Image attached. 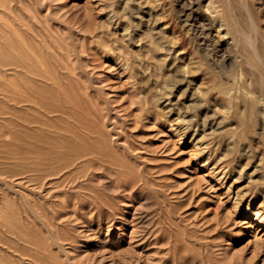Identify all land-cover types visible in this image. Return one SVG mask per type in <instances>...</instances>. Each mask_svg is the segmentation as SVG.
Listing matches in <instances>:
<instances>
[{
    "label": "rangeland",
    "instance_id": "obj_1",
    "mask_svg": "<svg viewBox=\"0 0 264 264\" xmlns=\"http://www.w3.org/2000/svg\"><path fill=\"white\" fill-rule=\"evenodd\" d=\"M249 39L264 0H0V264H264Z\"/></svg>",
    "mask_w": 264,
    "mask_h": 264
},
{
    "label": "bare ground",
    "instance_id": "obj_2",
    "mask_svg": "<svg viewBox=\"0 0 264 264\" xmlns=\"http://www.w3.org/2000/svg\"><path fill=\"white\" fill-rule=\"evenodd\" d=\"M245 4V3H244ZM247 11H248V6H246V8H245ZM248 14H250L249 12H248ZM2 17V16H1ZM3 19V18H2ZM250 20H251V25H253L252 23V19L250 18ZM9 24V23H8ZM14 27V26H13ZM256 29V28H255ZM255 33V32H254ZM20 36V35H19ZM44 36V35H43ZM251 39V38H250ZM249 39V40H250ZM253 41V40H252ZM252 41L250 40V42H249V45L251 46V48H253V52L255 53V56H257L258 57V59H260V57L261 56H259V54H258V52H259V50H258V52L257 51H255L256 49H255V47L256 46H254L255 44H253L252 43ZM255 41H256V39H255ZM19 42V41H18ZM25 42V41H24ZM254 42V41H253ZM22 43V42H21ZM44 43V42H43ZM261 49V48H260ZM261 54V53H260ZM260 61H261V63L263 64V67H264V63L262 62V60L260 59ZM73 65V64H72ZM67 67V66H66ZM38 70V69H37ZM59 77V76H58ZM61 77V76H60ZM13 79H15V78H13ZM22 79V78H21ZM23 80V79H22ZM15 81H16V79H15ZM24 81V80H23ZM45 89V88H44ZM55 89V88H54ZM56 90V89H55ZM44 91V90H43ZM49 92V91H48ZM23 95V94H22ZM9 96V95H8ZM24 96V95H23ZM22 97V96H21ZM25 97V96H24ZM28 97V96H27ZM25 99V98H24ZM36 99V98H35ZM80 100V99H79ZM32 101V100H31ZM81 101V100H80ZM79 101V102H80ZM262 101V100H261ZM1 106V105H0ZM36 106V105H35ZM34 114V113H33ZM5 128V127H4ZM55 128H57V127H55ZM10 130V129H9ZM10 132V131H9ZM48 137V136H47ZM33 139V138H32ZM9 144V143H8ZM52 144V143H51ZM13 145V144H12ZM15 146V145H14ZM16 147V146H15ZM47 150V149H46ZM51 152V151H50ZM32 153H33V151H32ZM49 157V156H48ZM18 159V158H17ZM22 160H24V159H22ZM27 161V160H26ZM28 161H30V160H28ZM45 161V160H44ZM51 161V160H50ZM24 163V162H23ZM50 163V162H49ZM114 163V162H113ZM31 164V163H30ZM115 164V163H114ZM22 170V169H21ZM85 172H87V171H85ZM110 174V173H109ZM84 175H86V174H84ZM29 180V179H28ZM257 212V211H256Z\"/></svg>",
    "mask_w": 264,
    "mask_h": 264
}]
</instances>
